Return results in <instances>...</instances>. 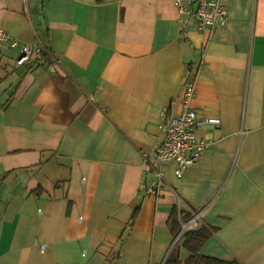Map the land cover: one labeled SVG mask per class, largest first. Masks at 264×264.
<instances>
[{
    "label": "crops",
    "instance_id": "crops-1",
    "mask_svg": "<svg viewBox=\"0 0 264 264\" xmlns=\"http://www.w3.org/2000/svg\"><path fill=\"white\" fill-rule=\"evenodd\" d=\"M200 28L172 0H0L1 26L42 51L0 50V264H163L181 199L213 230L204 255L264 264V0H220ZM194 81L208 142L181 177L164 124Z\"/></svg>",
    "mask_w": 264,
    "mask_h": 264
},
{
    "label": "built area",
    "instance_id": "built-area-1",
    "mask_svg": "<svg viewBox=\"0 0 264 264\" xmlns=\"http://www.w3.org/2000/svg\"><path fill=\"white\" fill-rule=\"evenodd\" d=\"M172 3L179 15L191 16L200 28L215 29L227 20V9L220 0H172ZM0 50H15V64L20 66L28 63L42 48L38 40L20 42L0 23ZM195 94L194 81L185 79L181 87L180 111L165 122L164 137L158 146L150 151L151 155L142 153L145 159L152 156L157 160L154 178L145 186L146 195L157 194L163 184V164L174 163V174L178 178L188 166L195 164L208 146V142L199 137L197 130L206 123L219 124L218 118H202L198 115L192 105ZM176 206L179 210L183 201L180 199ZM201 211L200 209L192 212L188 220L182 221L180 235L185 230L197 228L202 224Z\"/></svg>",
    "mask_w": 264,
    "mask_h": 264
},
{
    "label": "trees",
    "instance_id": "trees-1",
    "mask_svg": "<svg viewBox=\"0 0 264 264\" xmlns=\"http://www.w3.org/2000/svg\"><path fill=\"white\" fill-rule=\"evenodd\" d=\"M187 209L184 206L178 210V207L175 205L173 209L174 220H177V217L180 220L185 221L191 217V213L195 212V209L188 205ZM213 230L207 226L201 224L197 228L187 229L183 233L184 241L183 245L188 249L189 255L187 258L180 259L178 255V248L173 247L168 253L163 264H240L237 261H226L223 259L215 258L212 256L204 255L199 252V249L202 243L212 234Z\"/></svg>",
    "mask_w": 264,
    "mask_h": 264
},
{
    "label": "bare ground",
    "instance_id": "bare-ground-1",
    "mask_svg": "<svg viewBox=\"0 0 264 264\" xmlns=\"http://www.w3.org/2000/svg\"><path fill=\"white\" fill-rule=\"evenodd\" d=\"M163 186V184L160 186V188Z\"/></svg>",
    "mask_w": 264,
    "mask_h": 264
},
{
    "label": "rangeland",
    "instance_id": "rangeland-1",
    "mask_svg": "<svg viewBox=\"0 0 264 264\" xmlns=\"http://www.w3.org/2000/svg\"><path fill=\"white\" fill-rule=\"evenodd\" d=\"M42 51V50H41Z\"/></svg>",
    "mask_w": 264,
    "mask_h": 264
}]
</instances>
